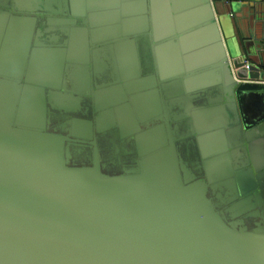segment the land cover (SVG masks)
<instances>
[{
	"label": "water",
	"instance_id": "1",
	"mask_svg": "<svg viewBox=\"0 0 264 264\" xmlns=\"http://www.w3.org/2000/svg\"><path fill=\"white\" fill-rule=\"evenodd\" d=\"M0 264H264V0H0Z\"/></svg>",
	"mask_w": 264,
	"mask_h": 264
},
{
	"label": "built area",
	"instance_id": "2",
	"mask_svg": "<svg viewBox=\"0 0 264 264\" xmlns=\"http://www.w3.org/2000/svg\"><path fill=\"white\" fill-rule=\"evenodd\" d=\"M245 67L247 68L248 67V64H245Z\"/></svg>",
	"mask_w": 264,
	"mask_h": 264
},
{
	"label": "crops",
	"instance_id": "3",
	"mask_svg": "<svg viewBox=\"0 0 264 264\" xmlns=\"http://www.w3.org/2000/svg\"><path fill=\"white\" fill-rule=\"evenodd\" d=\"M236 15L238 16L239 14H238V13H236Z\"/></svg>",
	"mask_w": 264,
	"mask_h": 264
}]
</instances>
